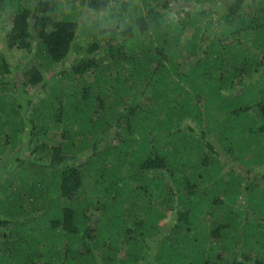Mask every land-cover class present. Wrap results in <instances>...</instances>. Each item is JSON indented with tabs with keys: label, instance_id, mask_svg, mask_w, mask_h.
Here are the masks:
<instances>
[{
	"label": "trees",
	"instance_id": "obj_1",
	"mask_svg": "<svg viewBox=\"0 0 264 264\" xmlns=\"http://www.w3.org/2000/svg\"><path fill=\"white\" fill-rule=\"evenodd\" d=\"M0 264H264V0H0Z\"/></svg>",
	"mask_w": 264,
	"mask_h": 264
},
{
	"label": "rangeland",
	"instance_id": "obj_2",
	"mask_svg": "<svg viewBox=\"0 0 264 264\" xmlns=\"http://www.w3.org/2000/svg\"><path fill=\"white\" fill-rule=\"evenodd\" d=\"M79 44H80V45L75 49V51L78 50L79 48L85 47L84 45L86 44V41H85L84 39H81V40L79 41ZM80 46H81V47H80ZM75 51H74V52H75ZM24 56H25V55H24L23 53H20V54L15 53V52H11V53H9V59L12 61L11 63H12L14 66H19V65H22V64L26 63L27 60L25 59L26 57H24ZM76 57H77L76 54L71 55L70 59L67 60L66 68H69V67L72 65V63H73V61L75 60ZM59 69H60V68L55 69L52 73H54V72H56V71L58 72ZM99 148H101V147H99Z\"/></svg>",
	"mask_w": 264,
	"mask_h": 264
}]
</instances>
